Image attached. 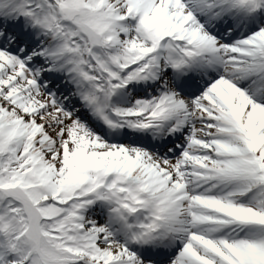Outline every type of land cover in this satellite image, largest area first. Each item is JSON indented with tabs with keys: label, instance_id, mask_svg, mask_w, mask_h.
Segmentation results:
<instances>
[{
	"label": "snow or ice",
	"instance_id": "snow-or-ice-1",
	"mask_svg": "<svg viewBox=\"0 0 264 264\" xmlns=\"http://www.w3.org/2000/svg\"><path fill=\"white\" fill-rule=\"evenodd\" d=\"M0 264H264V0H0Z\"/></svg>",
	"mask_w": 264,
	"mask_h": 264
}]
</instances>
